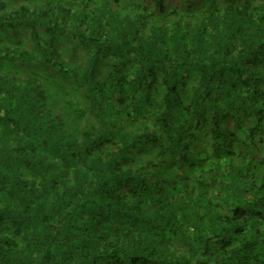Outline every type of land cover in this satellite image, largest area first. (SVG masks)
<instances>
[{
  "label": "trees",
  "instance_id": "1",
  "mask_svg": "<svg viewBox=\"0 0 264 264\" xmlns=\"http://www.w3.org/2000/svg\"><path fill=\"white\" fill-rule=\"evenodd\" d=\"M149 1L0 0V264H264V0Z\"/></svg>",
  "mask_w": 264,
  "mask_h": 264
},
{
  "label": "rangeland",
  "instance_id": "2",
  "mask_svg": "<svg viewBox=\"0 0 264 264\" xmlns=\"http://www.w3.org/2000/svg\"><path fill=\"white\" fill-rule=\"evenodd\" d=\"M147 2L148 5H151V2L149 0H145ZM181 0H165V3L168 5V6H175V7H180L181 5ZM17 35L24 39L26 44H30V41L28 39V32L24 29H21L19 30V28L17 29ZM63 47H65L64 49L66 50L68 48L67 44H62ZM72 59H74L78 64H83L84 62V54L83 52L77 50V51H72Z\"/></svg>",
  "mask_w": 264,
  "mask_h": 264
}]
</instances>
